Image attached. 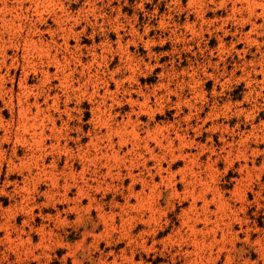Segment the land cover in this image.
<instances>
[{
    "label": "rangeland",
    "instance_id": "1",
    "mask_svg": "<svg viewBox=\"0 0 264 264\" xmlns=\"http://www.w3.org/2000/svg\"><path fill=\"white\" fill-rule=\"evenodd\" d=\"M0 264H264V0H0Z\"/></svg>",
    "mask_w": 264,
    "mask_h": 264
}]
</instances>
